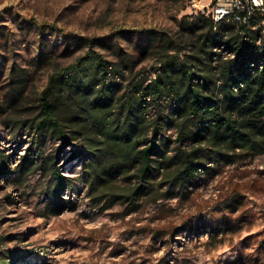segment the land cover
I'll return each instance as SVG.
<instances>
[{
  "label": "rangeland",
  "instance_id": "obj_1",
  "mask_svg": "<svg viewBox=\"0 0 264 264\" xmlns=\"http://www.w3.org/2000/svg\"><path fill=\"white\" fill-rule=\"evenodd\" d=\"M212 1L0 0V166L10 169H0V264H264V153L228 162L210 154L211 169L182 193L162 197L167 187L157 178L136 203L122 197L106 207L112 191L127 193L125 175L116 176L112 189H93L89 159L76 154L80 138L64 145L10 122L33 116L50 76L91 48L120 66L87 94L64 93L70 107H84L90 127L116 124L128 106L148 122L169 104L165 112L173 120L168 95L131 91L147 85L169 55L179 63L194 53L201 30L188 26L211 11ZM17 78L28 79L26 90L11 105ZM102 86L113 102L100 109ZM163 135L174 140L175 125ZM29 153L37 167L23 174L16 168ZM53 158L75 183L60 193L65 205L58 213L46 207L55 181L46 162Z\"/></svg>",
  "mask_w": 264,
  "mask_h": 264
},
{
  "label": "trees",
  "instance_id": "obj_2",
  "mask_svg": "<svg viewBox=\"0 0 264 264\" xmlns=\"http://www.w3.org/2000/svg\"><path fill=\"white\" fill-rule=\"evenodd\" d=\"M192 25L188 28L201 30L194 53L179 63L169 55L147 85L131 91L135 93L142 87L143 96L155 99L168 95L175 105L173 120L165 112L169 104L148 122L128 106L126 116L116 124L98 122L90 127L84 107H70L64 93L76 88L87 94L111 69L120 66V62L107 61L91 48L50 76L33 116L13 117L10 122L35 129L42 137L56 136L64 145L80 138L82 144L76 154H86L89 159L87 179L93 189H112L116 176L125 175L130 183L124 188L127 193L112 191L106 207L122 197L123 201L136 203L143 194L153 191V180L157 178L160 187H167L162 197L182 193L203 171L211 169L210 154L217 161L228 162L239 154L264 153V14L256 11L246 22L232 16L216 22L211 10L200 14ZM175 43L171 38L169 45ZM222 51L230 55L225 57ZM27 80H14L9 92L11 105L25 92ZM98 93L100 109L110 107L113 93L104 86ZM146 99L140 101V107ZM169 124L175 125L174 140L163 135ZM188 141L190 146L182 145ZM46 163L55 180L46 207L48 213H58L65 205L60 193L74 186V178L64 175L54 158ZM36 167L29 153L16 169L27 174ZM0 169L10 171L6 165ZM5 264L15 261L7 260Z\"/></svg>",
  "mask_w": 264,
  "mask_h": 264
},
{
  "label": "built area",
  "instance_id": "obj_3",
  "mask_svg": "<svg viewBox=\"0 0 264 264\" xmlns=\"http://www.w3.org/2000/svg\"><path fill=\"white\" fill-rule=\"evenodd\" d=\"M211 6L216 22L230 16L246 22L256 11L264 14V0H213Z\"/></svg>",
  "mask_w": 264,
  "mask_h": 264
}]
</instances>
